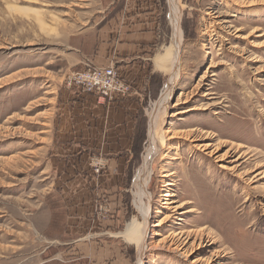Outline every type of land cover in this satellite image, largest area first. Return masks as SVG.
I'll use <instances>...</instances> for the list:
<instances>
[{"label":"rangeland","instance_id":"374dc122","mask_svg":"<svg viewBox=\"0 0 264 264\" xmlns=\"http://www.w3.org/2000/svg\"><path fill=\"white\" fill-rule=\"evenodd\" d=\"M179 4L181 69L160 122L169 143L152 161L145 194L144 264H264V0ZM101 6L100 0H0V264H62L54 259L70 238L68 186L81 184L73 182L81 174H129L125 223L145 224L135 182L172 61L140 149L120 156L62 139L63 91L79 71L77 37ZM170 16L168 0L167 53ZM178 133L193 137L169 139ZM120 157L124 166L114 162ZM163 171L171 177L161 178ZM166 181L175 207L186 204L177 212L162 209ZM115 194L102 189L94 197L112 212L108 197ZM158 220L161 227H154ZM124 238L136 245L132 264H139V245Z\"/></svg>","mask_w":264,"mask_h":264},{"label":"crops","instance_id":"0c3cea01","mask_svg":"<svg viewBox=\"0 0 264 264\" xmlns=\"http://www.w3.org/2000/svg\"><path fill=\"white\" fill-rule=\"evenodd\" d=\"M167 4L168 0H100L101 12L77 37L75 67L113 68L128 91L105 100L77 87L66 88L61 123L67 132L62 139L68 144L85 151H113L120 156L142 147L149 108L160 97L167 76V62L161 61L167 53ZM117 159L115 164L125 165L124 158ZM121 171L74 177L73 182L81 184L68 186L73 195L69 196L68 207L70 238L64 245L66 253L56 256L55 262L133 263L136 245L123 236L131 223H125L123 206L130 176ZM101 181L111 183L101 190L116 193L108 197L112 212L95 200L94 196L101 193L95 182Z\"/></svg>","mask_w":264,"mask_h":264},{"label":"bare ground","instance_id":"6f19581e","mask_svg":"<svg viewBox=\"0 0 264 264\" xmlns=\"http://www.w3.org/2000/svg\"><path fill=\"white\" fill-rule=\"evenodd\" d=\"M179 2L180 0H169L170 7H171L170 19H171L172 28H173V39H172L171 49L169 48V53H166V55L162 57L161 61L163 63L167 62V59L172 61L171 62L172 65H170L171 69L168 72L170 79L164 87L161 99L158 103L156 110H154L151 113L149 143L146 149V154L143 160V164L138 171L136 182H135V185L138 190V197H139L138 207H139L140 212H142L144 216L145 224L142 228H140V225L138 223H132L128 225V228L126 232L124 233V236L129 237L131 241L136 242V244L139 245V248H140V253L138 254L139 264L140 263L144 264V258H145V253H146L145 249L147 248V239H148V233H149L148 223H149V218H150V210L148 209L144 201H145V194H146L148 180L151 176L152 161L154 160L157 153L161 152L162 149L168 146V143H169V142L168 143L166 142V137L161 134L163 132H160V122L164 118L167 112V109H168L170 84L176 83L179 77L180 69H181L179 66L180 65L179 56H180V50H181V44H182V29H181V24H180L181 13H180V8H179L181 5L179 4ZM239 31L240 30H238V32ZM166 75H167V70H166ZM182 113H186V110L177 112L176 116ZM166 133L169 134L170 131L167 130ZM181 136L186 139L187 138L191 139L193 137L192 133H187V134L178 133L177 135L172 134V136L169 139L175 138V137H181ZM169 139L167 138V141H169ZM199 150H202L204 152L205 148L199 147ZM160 177L168 178L171 176L167 174V171H163ZM172 186L173 184L171 183V181H166L163 185L162 199L164 200V202L162 204L163 205L162 209L163 208L169 209V210L173 209V212H177L183 207H185L186 204L183 203L175 207V204H177V202L175 200V195L171 193ZM162 213L163 212L161 211V209H158L156 214L161 215ZM170 218H172V216H167V220H169ZM162 222L163 220L162 221L158 220L157 224H155L154 227H161ZM154 235L156 237H159L161 234L159 233V231H155Z\"/></svg>","mask_w":264,"mask_h":264},{"label":"built area","instance_id":"2783aa9c","mask_svg":"<svg viewBox=\"0 0 264 264\" xmlns=\"http://www.w3.org/2000/svg\"><path fill=\"white\" fill-rule=\"evenodd\" d=\"M69 88H79L84 93L98 96L99 99L110 100L127 93L118 73L113 68H95L87 66L69 77Z\"/></svg>","mask_w":264,"mask_h":264}]
</instances>
